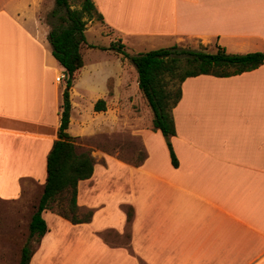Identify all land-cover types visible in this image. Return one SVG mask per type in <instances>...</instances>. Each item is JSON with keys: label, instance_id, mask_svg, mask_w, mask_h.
<instances>
[{"label": "crops", "instance_id": "obj_1", "mask_svg": "<svg viewBox=\"0 0 264 264\" xmlns=\"http://www.w3.org/2000/svg\"><path fill=\"white\" fill-rule=\"evenodd\" d=\"M91 1L101 16L93 27L99 36L107 33L109 44L89 41L86 31L81 53L89 46L86 54L108 55L99 48L117 42L128 53L126 47L157 40L167 47L196 41L232 55H264V0ZM53 4L0 0L3 202L20 199L26 183L41 196L47 156L57 140L66 77L52 55L51 28L40 18ZM110 55L88 62L82 55L83 66L74 74L67 133L75 139L94 130L87 129L86 108L89 115L106 113L113 100L130 96V78L131 91H140L135 67ZM180 90L171 112L177 166L151 122L138 132L140 162L104 155V165L95 162L92 177L78 183V210L92 211L88 223L42 213L48 231L29 264H78L94 251L102 257L98 264H264V63L227 77H189ZM96 104L104 110L96 111ZM127 229L128 245L110 246L101 236L122 237Z\"/></svg>", "mask_w": 264, "mask_h": 264}, {"label": "trees", "instance_id": "obj_2", "mask_svg": "<svg viewBox=\"0 0 264 264\" xmlns=\"http://www.w3.org/2000/svg\"><path fill=\"white\" fill-rule=\"evenodd\" d=\"M55 8L51 15L57 17L58 24L51 28L48 41L52 47V55L63 68L65 73V88L62 92V111L57 140L46 160V179L43 192L39 198L35 212L32 214L28 226L30 240L36 239L38 244L48 231L42 213L51 210L53 203L62 195L68 196L66 208L59 216L72 224L88 223L92 217V211L85 215L78 214L77 191L80 181L92 177L95 160L89 152H77L75 138L67 133L70 122V98L69 90L72 86L74 74L83 66L81 49L84 45L85 27L87 21L92 20L97 14L91 0H83L80 9H71L68 0H54ZM62 12V13H61ZM122 57L128 59L137 72L138 88L146 100L152 112V128L160 131L168 147L171 162L177 166V160L173 153L170 139L175 134L172 109L180 99V87L174 93L167 86V75L176 76L178 83L189 77L199 75H211L215 77H227L252 71L264 63L262 53H248L244 55H232L218 45L213 52L205 50L183 49L177 45L170 48H160L137 55H129L123 50L120 42L111 43L107 48ZM182 73H179L180 70ZM97 104H104L98 101ZM95 106L96 111L104 109ZM128 222L131 213H127ZM29 244L24 246L18 264H29L33 254Z\"/></svg>", "mask_w": 264, "mask_h": 264}, {"label": "rangeland", "instance_id": "obj_3", "mask_svg": "<svg viewBox=\"0 0 264 264\" xmlns=\"http://www.w3.org/2000/svg\"><path fill=\"white\" fill-rule=\"evenodd\" d=\"M82 2L83 0H68L71 9H80ZM54 8L55 5L53 4L51 12H47L46 10L40 12V18L43 19L45 24H49L50 28L58 24L57 17L60 15V13L55 17L51 15ZM95 23H98L97 25H99V20L96 18V14H94L92 20L87 21L85 27V32H88V40L97 42V44L108 45L109 41L105 37L107 33L103 34V36H99L98 29L93 27ZM175 45L183 49H191L195 51L205 50L213 52L215 50V47H212L211 49L196 41H188L186 43ZM167 46V43H161L157 40L155 43L144 41L134 48L126 47V50L131 56H133L151 50L172 47ZM88 49L89 46H84L82 52L86 62L94 57L97 59L112 58L110 55L111 52L114 55L117 54L116 56L119 57L124 64L126 63L125 60H128L120 54L119 56L118 53L112 50H109L110 52H108V56L96 51L86 54ZM128 62L129 64L131 63L129 60ZM182 72L183 70L181 69L179 73ZM177 75L166 76V80L169 83L167 88L174 93L180 87V84L176 79ZM134 81V78H130V81H128L130 96H123L117 101L113 100L111 107L106 109V113L103 115L96 116L93 113H90L89 115L88 109L86 108L84 110L82 115L87 118V129L94 130L88 136L75 139L78 153L89 152L95 162L102 165H104V155L114 156L128 164H136L144 158V150L138 132L144 129L149 130L151 128L153 115L141 92L131 91L132 88H134ZM108 84L110 85V82ZM78 127V122H76L74 129L77 130ZM24 190L22 197L17 201L3 202L0 200V264H18L24 246L29 244L33 251L37 246L36 239L30 240L29 238L28 226L29 220L37 206L40 189L33 183H26L24 185ZM67 203L68 196L62 195L57 199V202L52 204L50 212L57 215L61 214L66 208ZM88 211V209L79 210L78 214L83 216ZM125 211L130 213L127 208ZM101 236L110 246L128 245V229L126 230V234L122 237H117L113 232H106L101 234ZM90 255V262L89 259L84 260V258L80 260L79 258H75L73 261L79 260L76 262L78 264H98L102 259L101 255L96 253V251H94V253L90 252Z\"/></svg>", "mask_w": 264, "mask_h": 264}, {"label": "built area", "instance_id": "obj_4", "mask_svg": "<svg viewBox=\"0 0 264 264\" xmlns=\"http://www.w3.org/2000/svg\"><path fill=\"white\" fill-rule=\"evenodd\" d=\"M62 78H63V76H61V77H57V78H56V81H58V82H59V81H60V79H62Z\"/></svg>", "mask_w": 264, "mask_h": 264}]
</instances>
